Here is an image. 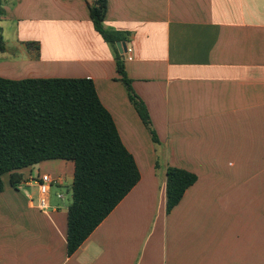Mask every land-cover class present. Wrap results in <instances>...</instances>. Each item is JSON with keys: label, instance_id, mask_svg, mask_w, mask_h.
Instances as JSON below:
<instances>
[{"label": "crops", "instance_id": "1", "mask_svg": "<svg viewBox=\"0 0 264 264\" xmlns=\"http://www.w3.org/2000/svg\"><path fill=\"white\" fill-rule=\"evenodd\" d=\"M94 1L5 0L0 77L92 79L141 179L69 256L74 163L24 168L18 189L6 174L0 264H264V0H107L104 25L125 35L132 60L95 30ZM34 41L39 53L26 46ZM170 166L197 181L168 212ZM43 174L56 180L48 210L39 208Z\"/></svg>", "mask_w": 264, "mask_h": 264}, {"label": "trees", "instance_id": "2", "mask_svg": "<svg viewBox=\"0 0 264 264\" xmlns=\"http://www.w3.org/2000/svg\"><path fill=\"white\" fill-rule=\"evenodd\" d=\"M4 6L5 0H0V21L6 15ZM89 11L105 42L115 50L117 42H126L122 32L104 25L107 0H95ZM26 46L39 53V42H26ZM5 49L0 26V53ZM116 63L131 103L158 143L148 109L127 76L123 55H116ZM54 159L75 166L68 206L67 248L71 256L138 184V165L92 79L0 77V193L6 174L18 189L24 182L20 170ZM196 181L197 176L188 170L167 168L168 212Z\"/></svg>", "mask_w": 264, "mask_h": 264}, {"label": "built area", "instance_id": "3", "mask_svg": "<svg viewBox=\"0 0 264 264\" xmlns=\"http://www.w3.org/2000/svg\"><path fill=\"white\" fill-rule=\"evenodd\" d=\"M127 59L132 60L133 50L131 48L127 49ZM56 182L52 176L49 174H43L39 178L38 189H39V208L42 210H48L50 205V197H51V187Z\"/></svg>", "mask_w": 264, "mask_h": 264}, {"label": "rangeland", "instance_id": "4", "mask_svg": "<svg viewBox=\"0 0 264 264\" xmlns=\"http://www.w3.org/2000/svg\"><path fill=\"white\" fill-rule=\"evenodd\" d=\"M59 193V188L58 187H54L53 188V196H54V201H58L57 199V194ZM65 205H69L70 202H71V199H72V196H71V191H67L65 190Z\"/></svg>", "mask_w": 264, "mask_h": 264}, {"label": "water", "instance_id": "5", "mask_svg": "<svg viewBox=\"0 0 264 264\" xmlns=\"http://www.w3.org/2000/svg\"><path fill=\"white\" fill-rule=\"evenodd\" d=\"M117 47L119 49V52L122 54L125 51H127V45L126 43H122V42H117Z\"/></svg>", "mask_w": 264, "mask_h": 264}]
</instances>
